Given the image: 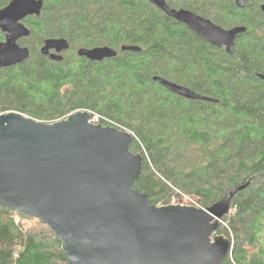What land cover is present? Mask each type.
<instances>
[{
  "label": "trees",
  "instance_id": "1",
  "mask_svg": "<svg viewBox=\"0 0 264 264\" xmlns=\"http://www.w3.org/2000/svg\"><path fill=\"white\" fill-rule=\"evenodd\" d=\"M9 1L0 0V9ZM166 2L246 31L228 53L146 0H44L38 16L23 20L30 34L19 43L29 58L0 69V113L53 123L83 110L130 132V150L143 157L134 187L156 206L186 194L207 208L251 179L213 236L232 243L223 264H264V0L244 8L234 0ZM47 38L68 41L62 61L40 53ZM98 46L117 55L90 61L77 54ZM154 76L216 101L182 98ZM0 264L69 263L46 225L0 206Z\"/></svg>",
  "mask_w": 264,
  "mask_h": 264
},
{
  "label": "water",
  "instance_id": "2",
  "mask_svg": "<svg viewBox=\"0 0 264 264\" xmlns=\"http://www.w3.org/2000/svg\"><path fill=\"white\" fill-rule=\"evenodd\" d=\"M199 39L231 53L244 26L223 28L166 0H146ZM247 0H234L244 8ZM44 0H10L0 9V69L23 63L30 51L23 22L38 16ZM264 11V3L260 5ZM64 38H47L40 53L63 60ZM122 51H140L122 46ZM80 57L102 61L117 55L109 46L80 48ZM264 82V75L259 74ZM167 91L191 100H216L154 76ZM88 111H76L53 123L24 113H0V206L27 214L46 225L61 244L69 264H223L231 241L213 236L229 212L231 189L207 208L152 204L134 187L143 157L130 150L132 135L113 126L93 124Z\"/></svg>",
  "mask_w": 264,
  "mask_h": 264
},
{
  "label": "built area",
  "instance_id": "3",
  "mask_svg": "<svg viewBox=\"0 0 264 264\" xmlns=\"http://www.w3.org/2000/svg\"><path fill=\"white\" fill-rule=\"evenodd\" d=\"M91 114V118L90 121L93 124H101L100 123V116L99 115H93L91 112H89ZM188 205V206H193V207H197V208H202L199 206V204L197 203V201L195 199H193L192 197H189L186 194H180V198L178 197H173L170 201V203L168 205Z\"/></svg>",
  "mask_w": 264,
  "mask_h": 264
},
{
  "label": "rangeland",
  "instance_id": "4",
  "mask_svg": "<svg viewBox=\"0 0 264 264\" xmlns=\"http://www.w3.org/2000/svg\"><path fill=\"white\" fill-rule=\"evenodd\" d=\"M173 197H177V196L175 195V196H172V198H173ZM172 198H171V199H172ZM18 218H19V217L16 216V219H18ZM30 222H31V221H27L28 224H29ZM229 252H230V251H229Z\"/></svg>",
  "mask_w": 264,
  "mask_h": 264
}]
</instances>
